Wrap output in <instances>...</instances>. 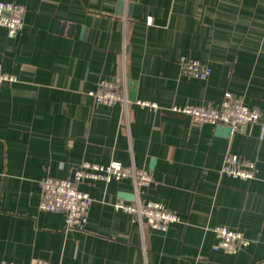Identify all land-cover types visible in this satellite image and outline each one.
I'll use <instances>...</instances> for the list:
<instances>
[{
	"label": "crops",
	"instance_id": "1",
	"mask_svg": "<svg viewBox=\"0 0 264 264\" xmlns=\"http://www.w3.org/2000/svg\"><path fill=\"white\" fill-rule=\"evenodd\" d=\"M25 9L14 38L0 27V262L28 264H264V0H0ZM210 68L182 73L181 57ZM113 81L127 106L87 92ZM225 93L259 111L232 135L172 106H217ZM154 102L157 110L136 101ZM226 153L255 164V177L220 173ZM82 162L148 171L142 202L180 218L164 232L112 204L131 203L132 181L85 182L83 229L38 210L39 182L66 179ZM248 246L214 250L213 228Z\"/></svg>",
	"mask_w": 264,
	"mask_h": 264
},
{
	"label": "built area",
	"instance_id": "2",
	"mask_svg": "<svg viewBox=\"0 0 264 264\" xmlns=\"http://www.w3.org/2000/svg\"><path fill=\"white\" fill-rule=\"evenodd\" d=\"M25 9L23 6L0 1V27L6 31L8 38H14L23 26ZM178 64L182 73L198 78L206 79L210 74V68L199 62L181 56ZM15 77L3 73L0 69V84L13 82ZM95 102L104 105L122 104L127 106L129 100L127 95L118 92L113 81L100 80L94 90L87 92ZM136 104L157 110L154 102L136 101ZM172 113L188 116L198 124L222 125L229 129V134L243 130L246 126L259 122L261 114L258 110L247 107L240 100L225 93L217 106H172ZM264 131V128L261 129ZM220 173L241 180H252L255 177V164L251 161L226 153L220 168ZM129 179L134 188V199L131 203L117 200L112 204L115 211H121L133 218L139 225L145 223L153 230L164 232L171 224L180 222V218L174 212L165 208L162 204L152 201L142 202L139 190L152 182L148 171L140 170L134 166H123L119 162H110L107 165L82 162L76 165L71 176L66 179H56L45 176L40 186V200L38 210L43 212H57L64 217L67 229H83L86 223V213L92 203L90 195L78 188L81 183L102 182L111 183ZM216 237L214 250H221L228 254H235L242 248L248 246L249 240L239 231L218 226L213 228ZM0 264H18L15 262H4ZM28 264H52L41 259H31Z\"/></svg>",
	"mask_w": 264,
	"mask_h": 264
},
{
	"label": "rangeland",
	"instance_id": "3",
	"mask_svg": "<svg viewBox=\"0 0 264 264\" xmlns=\"http://www.w3.org/2000/svg\"><path fill=\"white\" fill-rule=\"evenodd\" d=\"M104 105V104H103ZM106 106H110V105H106Z\"/></svg>",
	"mask_w": 264,
	"mask_h": 264
},
{
	"label": "water",
	"instance_id": "4",
	"mask_svg": "<svg viewBox=\"0 0 264 264\" xmlns=\"http://www.w3.org/2000/svg\"><path fill=\"white\" fill-rule=\"evenodd\" d=\"M227 130L229 131V129L227 128Z\"/></svg>",
	"mask_w": 264,
	"mask_h": 264
}]
</instances>
